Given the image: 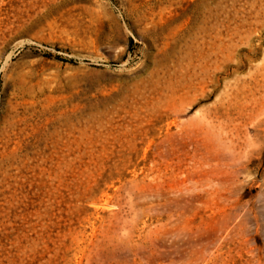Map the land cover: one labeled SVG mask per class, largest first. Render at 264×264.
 Instances as JSON below:
<instances>
[{
  "label": "rangeland",
  "instance_id": "374dc122",
  "mask_svg": "<svg viewBox=\"0 0 264 264\" xmlns=\"http://www.w3.org/2000/svg\"><path fill=\"white\" fill-rule=\"evenodd\" d=\"M0 264H264V0H0Z\"/></svg>",
  "mask_w": 264,
  "mask_h": 264
}]
</instances>
